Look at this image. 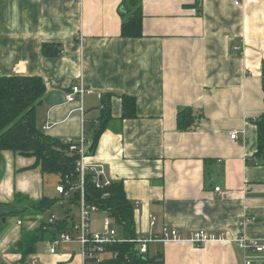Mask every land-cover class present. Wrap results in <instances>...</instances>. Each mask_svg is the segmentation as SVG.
Masks as SVG:
<instances>
[{
  "label": "crops",
  "instance_id": "1",
  "mask_svg": "<svg viewBox=\"0 0 264 264\" xmlns=\"http://www.w3.org/2000/svg\"><path fill=\"white\" fill-rule=\"evenodd\" d=\"M129 1L0 0V74L40 75L47 94L66 97L82 84L92 91L83 100L84 121L77 98L44 101L37 124L53 137L79 141L83 131L92 136L93 121L104 122L88 162L123 182L136 234L159 235L167 226L182 237L206 230L264 242V162L254 155L258 128L249 121L264 111V0H141L138 38L121 35ZM123 95L135 98L129 115ZM104 96L110 115L102 121ZM183 106L202 112L194 129L178 128ZM4 158L0 202H13L16 192L32 200L46 195L41 170L26 168L33 159L11 152ZM97 214L93 221L101 225L104 213ZM7 223L0 221V264H30L34 257L37 264H83L81 251L74 253L79 243L50 253V241L39 246L43 240L24 261L17 244L39 221L26 215L18 217L19 228ZM149 256L157 264H243L244 252L233 241L168 240L150 243ZM254 257L264 264V252Z\"/></svg>",
  "mask_w": 264,
  "mask_h": 264
},
{
  "label": "trees",
  "instance_id": "2",
  "mask_svg": "<svg viewBox=\"0 0 264 264\" xmlns=\"http://www.w3.org/2000/svg\"><path fill=\"white\" fill-rule=\"evenodd\" d=\"M129 2L133 8L128 12V15L123 13L121 35L130 38L142 37L144 35L142 1L130 0ZM43 50L49 55V46L44 45ZM53 54L55 55L56 52ZM262 75L264 76V61ZM46 95V83L40 75L0 74V162L5 165V152H11L17 158H31L33 162L26 167L27 169L39 168L43 176L45 174L54 175L59 178L58 184H63L68 189L71 182L74 184L79 179L76 163L80 155L70 150V144L65 139L49 135L37 124V107L44 102ZM123 97L125 115H129V107L132 108L135 105V98L127 95H123ZM101 103L103 105L101 118L103 121L110 115V111L107 109L109 97L104 96ZM201 117V111H195L190 106L180 107L177 113L178 128L180 130L194 129ZM249 121L256 124L258 128V146L254 155L264 162V111ZM103 124L104 122L96 124V121L91 124L96 129L91 137L88 135L91 139L90 153H94L99 134L104 127ZM86 191L87 199L107 210L109 216L123 230V236H137L134 205L126 196L123 182H112L109 186L99 188L94 185L92 174H89L86 179ZM78 197L79 193H76L73 201L66 200L68 207L64 213L70 211L71 205L75 204ZM57 200L58 197L48 195H43L39 200H32L23 193L16 192L13 202L8 204L0 202L1 223H3L2 218H7L9 215H19L22 219L26 215H30L32 220L39 221V227L35 230H23L22 237L17 244L24 261L36 249V244L44 239L49 228L53 230L52 234L67 230L68 220L66 217L58 219L51 225L43 217L46 212L54 208ZM108 249L117 252V257L108 256L100 264L157 263L155 257L149 256V251L146 254H140L135 248V244L122 242L111 245Z\"/></svg>",
  "mask_w": 264,
  "mask_h": 264
},
{
  "label": "built area",
  "instance_id": "3",
  "mask_svg": "<svg viewBox=\"0 0 264 264\" xmlns=\"http://www.w3.org/2000/svg\"><path fill=\"white\" fill-rule=\"evenodd\" d=\"M242 0H234L235 5H240ZM92 91L86 86L76 85L73 87L72 92L66 96V101L73 102L79 98L81 105L79 107L82 118L84 121V106L83 100L86 94ZM48 127V124L44 126ZM238 130L234 129L231 132V138L236 139L238 137ZM65 141L70 144V150L77 152L80 157L77 159V171L79 172V179L76 183H70L67 189L65 185L58 184L56 186V192L62 197V199L73 201V197L76 193H79L75 204L71 206L77 207V212H73L70 209L69 212L64 213L62 217H59L57 213H52L49 218V224L55 223L58 219L67 218V230L59 231L52 234L50 239L49 252L55 253L61 246V243L77 242L80 245V251L83 259V264H100L104 254L108 256L117 257V252H112L109 248L111 245H115L122 242L135 244V248L140 254H146L149 251V245L152 242L157 241H187L196 245H204L211 241H233L236 245L243 250V264H260L254 257L264 252V242L259 239L247 238L244 234L234 237L227 236L226 232H210L206 230H197L192 232L187 237H182L181 232L175 228L163 227L159 235H146L137 234L135 237H120L118 230L113 226L115 222L112 217L109 216L107 210L102 209L99 205L90 202L87 197L86 191V179L87 175L92 174V180L96 187L103 188L109 186L112 181L104 177V168L101 164H92L88 162L90 156L89 147L91 139L88 134L83 131L79 141H75L72 137L65 138ZM220 188L217 187L216 191L219 192ZM63 206V204H60ZM139 206V204H135ZM68 205L66 206V208ZM104 213L101 221L102 230H96L92 226L93 218L96 213ZM79 216L78 220L73 218L76 214ZM254 218H246L244 223L253 220ZM19 224L22 221L19 220ZM156 217L151 216V225H155ZM7 260L3 257V261ZM30 264H37L36 257L32 258Z\"/></svg>",
  "mask_w": 264,
  "mask_h": 264
},
{
  "label": "rangeland",
  "instance_id": "4",
  "mask_svg": "<svg viewBox=\"0 0 264 264\" xmlns=\"http://www.w3.org/2000/svg\"><path fill=\"white\" fill-rule=\"evenodd\" d=\"M8 169H10L9 167H7V171H8V173L10 172ZM1 172H2V170H1ZM3 173V172H2ZM11 173H12V170H11V172L9 173V175H11ZM58 182H59V178L58 177H56V176H54V175H47V174H45L44 176H43V187H42V191H43V193L44 194H46V195H48V196H51V197H58V200H57V203H56V205L54 206V208H52L50 211H48V212H46L45 214H44V218L45 219H49L50 218V213L52 212H55V213H59V214H64V212H65V210H66V206L68 205L67 203H66V200L64 201L63 199H62V197L56 192V186H57V184H58ZM63 204L64 206H61L60 204ZM71 209H72V211L73 212H77V207L76 206H71ZM58 214V215H59ZM96 215V214H95ZM97 215H100V216H103V214H102V212H98V214ZM18 217H19V215H9L8 216V218H7V225L9 226V227H12V228H19L18 227V225H17V220H18ZM73 218L75 219V220H78V218H79V216L77 215V213L76 214H74L73 215ZM17 219V220H16ZM92 226L96 229V230H102V227H101V225H100V223H99V221H98V219L96 218L93 222H92ZM113 226L118 230V233H119V236L120 237H123V230L121 229V227L116 223V222H114L113 223ZM50 236H49V234H48V232H46V234H45V237H44V239H43V241L41 242V243H39V246H41V247H44V246H46L47 245V243L50 241ZM71 245V244H70ZM72 246V245H71ZM71 246H69V245H66L64 242H62L61 243V249H63V248H66V249H68V251H69V249H70V247ZM75 251H74V253H76L77 251V253L79 254V251L80 250H77V249H74ZM151 254V253H150ZM105 256H108V254H104V256L103 257H105ZM154 264H157V263H154Z\"/></svg>",
  "mask_w": 264,
  "mask_h": 264
},
{
  "label": "water",
  "instance_id": "5",
  "mask_svg": "<svg viewBox=\"0 0 264 264\" xmlns=\"http://www.w3.org/2000/svg\"><path fill=\"white\" fill-rule=\"evenodd\" d=\"M44 101L46 103H49V104H53V103H64L66 101V97H65V95L63 93H61L59 91H53V92L48 93L45 96ZM1 165H2V163H1ZM2 221H3L4 224H6L7 218L6 217H3L2 218Z\"/></svg>",
  "mask_w": 264,
  "mask_h": 264
}]
</instances>
